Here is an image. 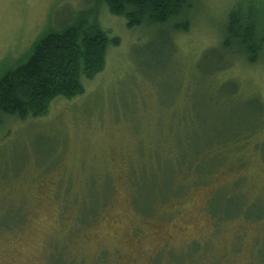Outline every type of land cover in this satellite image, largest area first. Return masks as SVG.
Returning <instances> with one entry per match:
<instances>
[{
    "label": "rangeland",
    "instance_id": "rangeland-1",
    "mask_svg": "<svg viewBox=\"0 0 264 264\" xmlns=\"http://www.w3.org/2000/svg\"><path fill=\"white\" fill-rule=\"evenodd\" d=\"M192 7L174 31L0 0V77L80 17L117 37L81 94L2 118L0 264H264V61L220 45L231 9L264 28V0Z\"/></svg>",
    "mask_w": 264,
    "mask_h": 264
},
{
    "label": "trees",
    "instance_id": "trees-1",
    "mask_svg": "<svg viewBox=\"0 0 264 264\" xmlns=\"http://www.w3.org/2000/svg\"><path fill=\"white\" fill-rule=\"evenodd\" d=\"M101 1L110 13L123 17L128 28L168 25L174 31H184L188 23L176 20L193 8V0ZM262 25L258 11L231 9L220 41L222 49L249 63L264 61ZM116 43L117 37H110L93 19L83 17L38 38L26 62L0 77V123L3 117H35L55 96L71 98L81 94L82 77L91 78L100 71L107 45ZM206 151L210 148L204 154Z\"/></svg>",
    "mask_w": 264,
    "mask_h": 264
}]
</instances>
